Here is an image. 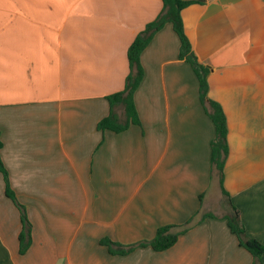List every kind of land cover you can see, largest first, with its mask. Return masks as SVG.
<instances>
[{
    "label": "crops",
    "instance_id": "0c3cea01",
    "mask_svg": "<svg viewBox=\"0 0 264 264\" xmlns=\"http://www.w3.org/2000/svg\"><path fill=\"white\" fill-rule=\"evenodd\" d=\"M186 1L185 33L226 119L229 197L211 175L214 124L170 24L141 53L140 123L96 127L106 96L124 86L128 46L161 0H0V155L32 226L19 254V211L0 175V264H251L220 216L229 198L264 245V0ZM197 211L219 217L163 251L111 255L99 243L150 239Z\"/></svg>",
    "mask_w": 264,
    "mask_h": 264
},
{
    "label": "trees",
    "instance_id": "16d2710c",
    "mask_svg": "<svg viewBox=\"0 0 264 264\" xmlns=\"http://www.w3.org/2000/svg\"><path fill=\"white\" fill-rule=\"evenodd\" d=\"M162 7L155 18L147 22L140 30L127 49L128 73L124 80L122 90L106 96L109 103L108 114L101 118L96 127L98 130H110L121 132L127 129L131 124H139V117L135 108L133 95L139 86L143 77V67L141 64V53L146 48L154 34L165 24H170L173 31L179 39L178 57L185 60L192 67L197 80L200 102L214 124L215 135L210 143V166L211 175L214 176L221 187L222 193L229 197L223 188V171L224 163L228 153L227 145V125L222 108L207 95L208 68L203 65L196 57L191 43L185 33L184 23L181 16L182 9L189 3L186 0H161ZM117 108L122 111V118L117 113ZM2 146L0 140V148ZM0 175L5 183V195L9 197L19 211L21 230L18 234V252L24 254L29 248L32 240L31 223L28 219L26 208L21 204L9 185L8 174L0 155ZM202 195L199 196L201 199ZM228 213L220 216L226 219L227 226L232 234L236 237L240 247L246 249L252 256L251 264H264L262 257L264 255V245L256 238L249 236L245 230L244 224L240 218L239 210L231 204ZM207 217H219L211 212L199 213L188 218L181 224H166L156 229L155 234L150 239L124 245L113 241L107 237L101 238L99 243L104 245L111 255H125L137 247L149 246L155 251H163L170 248L177 241L178 237L186 231L200 223Z\"/></svg>",
    "mask_w": 264,
    "mask_h": 264
}]
</instances>
